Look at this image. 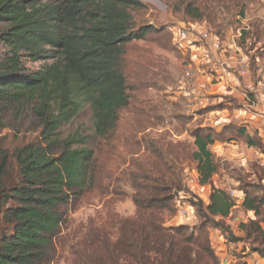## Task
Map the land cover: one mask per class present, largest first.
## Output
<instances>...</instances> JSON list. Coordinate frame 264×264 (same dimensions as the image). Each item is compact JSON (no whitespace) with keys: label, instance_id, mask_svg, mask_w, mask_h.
I'll return each mask as SVG.
<instances>
[{"label":"trees","instance_id":"1","mask_svg":"<svg viewBox=\"0 0 264 264\" xmlns=\"http://www.w3.org/2000/svg\"><path fill=\"white\" fill-rule=\"evenodd\" d=\"M249 1L232 0L240 19ZM179 5L187 19L183 24L209 26L207 8L185 0ZM146 8L140 0H0V44L6 48L0 60V264H52L62 240L71 238L66 211L93 185L94 152L78 132L64 136L62 130L88 107L96 139L115 132L120 113L130 105L126 47L163 33L133 25L132 13ZM230 9L222 4V10ZM246 35L242 31L239 46ZM49 58L54 62L39 70L25 68ZM232 135L248 148L264 150L257 131L250 134L234 123L222 124L219 131L197 127L190 132L194 148L186 157L200 185H211L219 171L210 147L233 142ZM143 143L154 161L132 165L127 180L134 215L117 218L113 232L80 227L69 245L73 264H225L211 246L209 230L230 235L223 221L235 199L211 186L206 204L197 199L187 205L195 208L198 226L166 227V215L175 213L173 198L183 190L185 150L162 140L164 152L155 141ZM240 207L252 215L240 226L244 238L257 244L261 249L253 251L264 258L263 222L257 220L264 213V194L243 191Z\"/></svg>","mask_w":264,"mask_h":264},{"label":"rangeland","instance_id":"2","mask_svg":"<svg viewBox=\"0 0 264 264\" xmlns=\"http://www.w3.org/2000/svg\"><path fill=\"white\" fill-rule=\"evenodd\" d=\"M140 1L147 8L132 13L133 25H150L163 29V33L159 36L151 35L145 41L134 42L126 47L123 71L130 105L120 113L117 129L108 139H96L93 136L91 110L83 107L62 130L64 136L78 132L83 139H87L89 148L94 152V177L92 187L66 211L67 231L71 238L65 236L64 228L61 233V238L65 236L62 240L64 243L58 246L52 264L74 263L69 245L74 241L80 227L89 224L113 232L111 225L117 218L134 215L135 207L130 198L133 190L127 180L132 165L146 162L147 159L154 161L144 150L143 139L157 142L155 148L162 152L165 150V143L160 145L159 140L179 143L185 150L180 156L185 159L181 166L183 190L173 198L175 213L172 216L166 215L165 226L186 224L193 229L199 224L195 208L189 206V215L180 217L177 212L179 207L191 205L197 199L206 204L211 186L224 189L230 195L233 191L235 193L232 197L236 206L223 221L230 235L227 237L220 230L210 229L211 246L220 261L226 257L229 262L250 264V260H253L255 263L264 264V258L253 251L261 248L244 238L240 228L252 216L240 207L243 191L264 194V150L248 148L243 139L235 135H232L235 140L231 143H215L210 151L219 158L220 165L211 185H200L196 181L195 165L186 157L194 148L193 139L189 136L191 131L197 127L215 131L221 129L224 123H219V111H224L227 115L226 123L247 126L250 134L255 131L251 125L244 123V116H240V113L247 111L255 115V111L249 106L256 104L257 84L264 82V0H250L246 4L243 19L237 17L232 10V0H224L222 3L231 8L227 11L222 10L219 0H185V3H191L201 10L207 8L210 24H192L195 28L190 29V37L184 43V48L178 46V50H175L170 37L173 39V32L180 29V24L187 20L179 5L182 0ZM242 31L247 35L245 41L240 42V47L238 43ZM205 34L208 36L206 39L203 38ZM224 50L234 52L233 57L235 56L237 64L241 60L246 64L247 71L244 74L238 70V66H224V70L232 74L236 83L235 95L231 94L233 90L227 89L228 94L219 101L210 100L206 105H189L182 82L185 69L196 68L193 59L206 56V61L212 60L210 58L214 52L217 55ZM5 52L6 48L0 44V60ZM220 60L222 61L221 58ZM53 62L50 58L43 59L36 63H25V68L36 71ZM261 141L264 147L263 128ZM186 178L194 181L192 187L184 183ZM258 219L263 222L264 228V213ZM0 225L2 226L1 222Z\"/></svg>","mask_w":264,"mask_h":264},{"label":"crops","instance_id":"3","mask_svg":"<svg viewBox=\"0 0 264 264\" xmlns=\"http://www.w3.org/2000/svg\"><path fill=\"white\" fill-rule=\"evenodd\" d=\"M235 51H237V49ZM211 52H213V50ZM225 53H227L228 55H225ZM233 53L234 52H227L226 50H224L221 53H217V55L214 52V54H212L213 56L211 55L210 58L212 60L206 61V56L202 55L201 59H193V64L194 66H196V69L199 72L195 88V92L197 93V100H193L192 98L188 97L189 100L187 102L189 105H206L210 100L219 101L221 100L222 96H226L228 94L229 91L227 89L233 90L231 91V94L235 95L236 83L235 81H233L232 74H228L227 71L224 70V66H227L228 68H235V66H238V70L241 71L240 66L243 64L245 71H247V69L246 64L243 60H241L240 63L238 62L237 64L235 56L233 57ZM216 56H218V58H216ZM213 58H216V60H214ZM220 58L223 62L220 60ZM257 85V102L256 104H252L251 106H249L253 111H255V115L247 111V113L245 111H241L240 116H244V123L246 125H251L253 129L257 131L258 134L262 137V128L264 129V82H262V84L258 83ZM235 113H238V111H236ZM217 114V116L219 117V123L225 124L227 121V115L224 114V111H219ZM252 261L250 260L249 263L258 264Z\"/></svg>","mask_w":264,"mask_h":264},{"label":"built area","instance_id":"4","mask_svg":"<svg viewBox=\"0 0 264 264\" xmlns=\"http://www.w3.org/2000/svg\"><path fill=\"white\" fill-rule=\"evenodd\" d=\"M180 25H181V28L173 32L172 42L178 49H179V47H182V49H183L184 43L190 37V35H189L190 29H194L195 26H193L192 24H188V25L180 24ZM207 37L208 36L206 34L203 35V38L206 39ZM240 70H241L240 72L242 74L245 73V68H244L243 64L240 66ZM198 76H199V72L194 67L193 68L188 67L184 71V77H183V81H182L184 84L183 85L184 91L186 93V96L192 98L193 100L194 99L197 100V93L195 92V90H196L195 88H196ZM195 178H196V181H198V176L196 173H195ZM184 182L188 187H192V185H194V181L191 178H186ZM234 193L235 192L231 191V196H233ZM189 209H190V207L187 205L179 207V209L177 210L178 215L180 217H187L189 215ZM222 262L226 264L228 262L227 258L226 257L223 258Z\"/></svg>","mask_w":264,"mask_h":264}]
</instances>
